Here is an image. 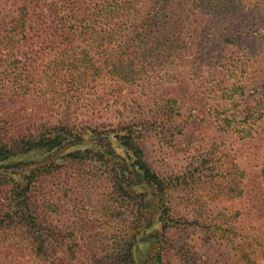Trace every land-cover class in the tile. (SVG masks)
I'll use <instances>...</instances> for the list:
<instances>
[{"label":"rangeland","instance_id":"374dc122","mask_svg":"<svg viewBox=\"0 0 264 264\" xmlns=\"http://www.w3.org/2000/svg\"><path fill=\"white\" fill-rule=\"evenodd\" d=\"M174 2L179 61L149 64L143 49L130 48L123 73L98 77L93 68L103 59L95 48L72 86L63 69L71 52L67 43L55 49L43 34L22 29L21 0H0V131L18 136L70 125L83 135L89 128L120 136L129 122L141 125L148 115L161 114L139 145L151 170L168 184L167 219L152 189L138 181L131 194L141 214L116 218V209L125 207L106 190L108 176L95 174L103 167L90 158L60 165L55 161L61 153L36 160L40 217L62 228L63 240L41 256L32 246L25 249L27 236L18 226L7 229L0 237V264H123L116 248L130 236L113 226L123 231L131 222L139 230L135 264H155L160 251L162 264H264V0ZM137 57L147 61L144 69L135 66ZM169 109L176 114L163 115ZM53 165L58 169L52 171ZM101 178L104 185L95 184ZM100 200L108 202L105 209ZM99 244L109 252L95 250Z\"/></svg>","mask_w":264,"mask_h":264},{"label":"trees","instance_id":"16d2710c","mask_svg":"<svg viewBox=\"0 0 264 264\" xmlns=\"http://www.w3.org/2000/svg\"><path fill=\"white\" fill-rule=\"evenodd\" d=\"M174 1L21 0L22 5L19 7L17 22L24 30L31 28L43 34L45 40L55 45V49H58L62 43H67L71 52L63 69L66 77L74 82L69 85L74 86L78 84V76L85 70L84 68L81 71L83 59L95 57V48H98L97 55L103 59L97 67L93 68L97 71L98 77H104L105 74L110 73L115 78L123 73L124 68L130 64V54L127 53L130 48L143 49L144 55L142 54L141 58L146 57L149 64L159 59L162 60L164 66L179 61L181 53H174L179 43L177 2ZM114 48L117 50H113ZM124 54L129 60L124 57ZM81 55L83 57L79 60ZM141 58L137 57L133 60L137 61L135 66L140 65L144 69L147 61ZM170 60L173 61L170 62ZM147 71L158 80V83L163 81V84L166 83V77L163 74L152 69ZM216 89H213L214 92ZM168 112L175 113L169 109L163 111V115L166 116ZM151 119L158 121L162 120L163 116L161 114L159 116L158 114L148 115L145 120L143 119L145 123L141 125L129 122L128 126L122 129L124 133L121 132L120 136L96 132L89 128H84L86 131L83 135L70 125L44 127L34 133L29 132L18 136H8L0 131V194L5 192L2 197L3 203L0 204V237L7 229L18 226L28 239H26L25 249L29 252L32 246L41 256H46L50 252L52 243H59L63 240L61 239L62 228H51L44 217H40L43 215L42 207L44 206L39 205L40 199L36 195L39 179L36 176L38 168L33 167L36 160H42L43 157L52 158L59 153L61 154L55 162H62L60 165L90 158L93 164L96 163L103 167L95 174L101 173L108 176L106 190H111L114 201L121 202V205L125 207V212H118L116 209V218L122 215L129 219L141 214V210L133 207L138 202V200L136 202L138 198L131 194L132 184L135 186L138 181V185L152 189L161 203L160 212L167 219L166 189L168 184H165L151 170L139 145V138L147 130V125L154 124ZM86 135L87 140L95 137V142L87 143ZM101 136L108 143H100L102 139L97 140V138ZM117 157L123 162L122 165L116 162ZM55 169H58V166L53 165L52 171ZM102 180L103 178L95 181V184L104 185ZM3 189L6 190L3 191ZM46 197L44 195L41 201H44ZM46 203L49 204L48 201ZM106 203L108 202L100 200L98 204L105 209ZM114 227L115 231L118 230L130 236L126 244L116 248L118 250L116 256L123 258V264H135L132 250L138 243L136 240V234H139L137 225L131 222L125 226L123 231L118 226ZM108 238H103L106 243L109 242ZM128 241H132L130 246H127ZM107 246L99 244L95 246V250L99 251L98 248L101 247L105 248L102 251H108ZM59 252L62 254V251ZM160 253L162 254L161 251ZM159 254L155 264H162V256ZM127 258H130L129 262Z\"/></svg>","mask_w":264,"mask_h":264}]
</instances>
